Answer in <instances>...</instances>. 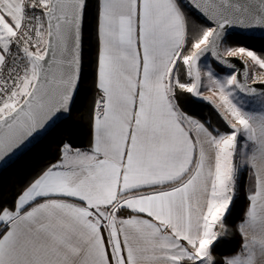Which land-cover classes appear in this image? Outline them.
Listing matches in <instances>:
<instances>
[{"label":"snow or ice","instance_id":"obj_1","mask_svg":"<svg viewBox=\"0 0 264 264\" xmlns=\"http://www.w3.org/2000/svg\"><path fill=\"white\" fill-rule=\"evenodd\" d=\"M90 7L89 146L63 142L10 201L0 191V264H217L245 170L240 246L221 264H264V57L227 42L264 30V0H0V161L72 112Z\"/></svg>","mask_w":264,"mask_h":264},{"label":"trees","instance_id":"obj_2","mask_svg":"<svg viewBox=\"0 0 264 264\" xmlns=\"http://www.w3.org/2000/svg\"><path fill=\"white\" fill-rule=\"evenodd\" d=\"M195 15V14H194ZM199 23V17H196ZM228 44L233 47H245L264 57V40H251L239 36H229ZM97 54V41L95 36L94 9L90 7L85 20L83 38V62L80 88L73 104L72 112L68 118L57 125L42 142L22 157L17 163L0 175V191L6 200H11L12 195L19 191L22 181L37 172L42 166L55 163L58 157V148L63 142H68L73 147L85 149L89 146L91 138V120L89 105L95 99V59ZM218 72H227L216 68ZM179 103L184 111L203 120L211 121L213 127L223 126V123L210 107L204 104L192 103L181 98ZM248 187V171H245L239 182L237 199L231 208V215L227 218L229 235L223 242L216 246L213 255L217 264H221L225 256L234 254L240 246V236L236 232V225L240 222L247 206L246 191Z\"/></svg>","mask_w":264,"mask_h":264},{"label":"water","instance_id":"obj_3","mask_svg":"<svg viewBox=\"0 0 264 264\" xmlns=\"http://www.w3.org/2000/svg\"><path fill=\"white\" fill-rule=\"evenodd\" d=\"M239 36L251 40H264V30H261L259 28H254V29H249V30H243L239 28H234L229 30V36ZM82 53H83V47H82ZM211 60V57H209ZM225 59L228 61L233 62V64L236 66V69H242L245 64H248L243 57L240 56H225ZM221 69L220 67H217ZM221 70L224 71H232L231 69L228 68H223ZM81 81V79H80ZM257 89L264 88V85L259 84L258 82L254 85ZM79 88H80V83H79ZM79 91V89H78ZM78 94V92H77ZM207 96V95H204ZM77 97V96H76ZM209 97V96H208ZM196 103L199 104H204L207 105L208 107L211 108V110L217 115V117L220 119L218 114L215 112L213 109L212 105L204 100H198ZM69 114L61 115L57 119H55L51 124L48 125V127L40 131L38 134H36L33 138L30 139V141L22 148L19 150L15 151L14 154L6 157L3 161H0V175L6 171L8 168L13 166L15 163H17L22 157H24L27 153H29L32 149H34L40 142L43 141L47 137V135L57 126L59 125L62 121L66 120L68 118ZM221 121V119H220ZM222 122V121H221Z\"/></svg>","mask_w":264,"mask_h":264},{"label":"rangeland","instance_id":"obj_4","mask_svg":"<svg viewBox=\"0 0 264 264\" xmlns=\"http://www.w3.org/2000/svg\"><path fill=\"white\" fill-rule=\"evenodd\" d=\"M236 56H240V55H236ZM240 57H243V56H240ZM244 59H245V61L250 65V61L248 60V58L247 57H243ZM209 60H210V58H209ZM216 71H217V69H215ZM218 72V71H217ZM227 72H229V71H227ZM227 72H222V73H220V72H218L222 77L227 73ZM204 95H207V96H209L212 100H215L216 99V97L215 96H213L212 95V93L211 92H209V91H207V90H205L204 91ZM260 103H259V101L257 100L255 103H253V102H249V105H248V108H249V110H252V111H259L260 110ZM217 126V125H216ZM219 127H221L222 129H223V126H220L219 125ZM245 171H247V170H245ZM244 171V172H245ZM244 172H242V174H241V177H242V175H243V173ZM241 177H240V179H241ZM240 182V181H239Z\"/></svg>","mask_w":264,"mask_h":264}]
</instances>
